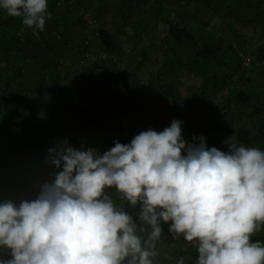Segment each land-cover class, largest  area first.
Wrapping results in <instances>:
<instances>
[{"label":"rangeland","instance_id":"374dc122","mask_svg":"<svg viewBox=\"0 0 264 264\" xmlns=\"http://www.w3.org/2000/svg\"><path fill=\"white\" fill-rule=\"evenodd\" d=\"M50 3L69 21L52 14L38 37L29 29L32 45L16 54L20 53L22 59H17L25 63L23 68L33 66V78L23 74L24 79L16 80L13 72L19 66H15L10 71L14 87L8 92L7 68L0 63V152L12 149L10 154L4 152L7 158L2 164L9 171L0 185L1 203L11 192L16 201L24 189L53 180L56 172L49 173L47 160L51 148H95L103 154L117 141L130 144L150 128L162 132L173 120L183 122L182 137L188 143H198L193 137H200V127L210 125L214 117L223 120L225 128L210 134L213 142L206 138L208 148L224 141L264 151L263 140L240 144L229 131L230 120L223 115L233 117L235 126L254 125L243 105L233 104L226 111V97L241 88L264 100V0H87L79 6L77 0H48V11ZM82 7L97 19L96 25L85 22ZM7 16L0 9V21ZM106 22L113 25L116 39V47L110 50L99 36ZM170 22L187 25L201 42L222 39L230 47L228 65L219 72L194 68L189 63L195 48L168 37ZM4 28L9 34L24 32L15 23ZM246 55L252 59L249 67L242 64ZM95 61L109 65L118 75L120 104L107 106L116 121L110 120L104 132L92 128L77 138L70 127L73 104H103L91 92L82 91L89 80L102 77L101 70L93 66ZM206 73L215 76L208 90L203 87ZM250 104L258 105L255 96ZM21 123L22 130L14 128ZM34 126H39L38 130ZM114 126L123 131L114 130ZM109 191L116 205L135 217L137 209L120 199L115 189ZM170 223H162L164 232L154 264H178L181 258L185 264H196L198 258H189L186 251H197V242H188L183 236L173 239ZM260 235H264V225L252 237ZM2 258H10V253L4 252Z\"/></svg>","mask_w":264,"mask_h":264},{"label":"clouds","instance_id":"9594fccd","mask_svg":"<svg viewBox=\"0 0 264 264\" xmlns=\"http://www.w3.org/2000/svg\"><path fill=\"white\" fill-rule=\"evenodd\" d=\"M0 9L37 37L52 18L48 0H0ZM182 123L103 154L49 149L61 169L53 180L33 200L0 203V264H154L168 222L173 239L197 242L196 264H264V243L251 239L264 225V151L208 148L203 136L188 143Z\"/></svg>","mask_w":264,"mask_h":264},{"label":"trees","instance_id":"16d2710c","mask_svg":"<svg viewBox=\"0 0 264 264\" xmlns=\"http://www.w3.org/2000/svg\"><path fill=\"white\" fill-rule=\"evenodd\" d=\"M87 0H77V5L79 6L81 3L86 2ZM53 4V3H52ZM56 6L52 7L51 3L49 6V11L51 13L54 12L55 17L61 18L59 13L56 11ZM63 22L65 19L61 18ZM9 23H15L17 28L21 31L23 28L24 32L15 31L13 34H9L4 27ZM112 24L109 22L104 23L99 30V36L102 45L106 49H112L116 47V39L115 35L112 31ZM168 37L176 40L179 43L191 44L195 48V52L192 55L190 63L194 68H200L205 70L206 68H213L215 71H220L224 69L228 65V53L229 48L227 47L225 42L222 39H217L213 42H201L195 33H193L187 25L179 24L176 22H170L168 26ZM32 45L30 40V33L28 27L24 26L22 23V19L19 17H10L7 16L3 21H0V63L5 64L7 68V79L5 81V89L8 92H12L14 87L13 79L10 76V71L15 67L11 62V57L14 52L23 51L26 47ZM177 65V62H175ZM178 64L179 61H178ZM93 66L99 70H101L102 77L99 80H89L82 89V91H89L94 96H96L97 100L102 102L103 104H98V102H83V103H74L71 107L70 112V127L74 132L75 137L79 138L80 136L86 134L90 129L94 128L100 131H105L110 125V120L114 123L116 121V117L111 115L108 110V105L112 107H116L120 104V95H119V83H118V75L113 71V69L109 65L102 64L99 61H95ZM16 75H20L21 71L16 69ZM215 76H211L208 73L204 76L203 87L205 90L210 89V85L212 84ZM15 78V77H14ZM255 96L257 99L258 105L252 107L250 104L252 97ZM85 101V100H84ZM235 105H243L246 109V112L251 115L255 122L254 125L245 126V125H232L233 117H230L228 113H224L225 119L230 120L229 131L233 133L235 139L244 145H250L255 141H264V100L260 99L257 94L249 93L244 89H237V91L232 92L230 96L226 97L225 100V108L226 111L230 110V107ZM203 112V111H202ZM217 113V112H215ZM203 117L205 118L204 113ZM222 115V116H223ZM211 124L200 127L201 136L208 138L210 140V134L217 130H223L225 128L224 121L216 120L214 117L211 119ZM21 126V127H20ZM23 124L21 125L15 124L14 128L22 130ZM39 126H34L33 129L38 130ZM29 129V128H27ZM32 129V130H33ZM116 131H123V128L114 126L113 128ZM213 142V140H212ZM207 144V143H206ZM211 147H216L221 151H228L229 145L224 141L222 143H216ZM61 169H57L54 165H51L49 168V173H55L60 171ZM40 186H31L22 192L23 196L26 197V200H33L37 197ZM12 191L13 188H11ZM11 195H6L5 200H12ZM254 241H261L264 243V235H260L259 237H252ZM167 240V238L163 239ZM169 241V240H168ZM189 254V258L197 259L198 252L194 249H188L186 251Z\"/></svg>","mask_w":264,"mask_h":264},{"label":"crops","instance_id":"0c3cea01","mask_svg":"<svg viewBox=\"0 0 264 264\" xmlns=\"http://www.w3.org/2000/svg\"><path fill=\"white\" fill-rule=\"evenodd\" d=\"M81 4H83V3H81ZM52 14H54V12L52 13ZM53 17L54 18H57V17H55V14L53 15ZM61 18L63 19H65V21H69V17L66 15V16H64V15H62L61 16ZM61 18H60V20H61ZM30 28H28V30H29ZM20 52V51H19ZM16 53H18V52H14L13 54H12V57H11V62H12V64L14 65V66H19L18 68H16V69H18L19 71H21V74L20 75H22V78H17V75H15L14 77H15V79L16 80H20V79H24V76L25 75H23V74H26V76H25V78L26 77H28V76H31L32 78H33V75L35 74L34 72H33V70H35L34 68H33V66L29 69V66H28V68H23V65L25 64L24 62H21L22 60H20L19 61V59H17V58H20V59H22V57H21V55H20V53L19 54H16ZM15 56V57H14ZM1 64H3V63H1ZM22 68H23V71H22ZM6 72H7V69H6ZM6 75V77H7V74L8 73H5ZM10 74V76H11V73H9ZM7 79V78H6ZM19 140H24V139H17L16 141H19ZM19 144V143H18ZM4 150H1L2 152H0V185H1V183L3 182V181H5L7 178H6V172H8L9 170H7L8 168H7V166H6V168L4 167V165L6 164V158H7V155L5 154V153H8V154H10L11 153V151L10 150H12V149H9V150H6L5 151V148H3ZM15 149V148H14ZM5 152V153H4ZM10 160V159H9ZM3 161L5 162V164H2L3 163ZM1 203V202H0Z\"/></svg>","mask_w":264,"mask_h":264},{"label":"built area","instance_id":"2783aa9c","mask_svg":"<svg viewBox=\"0 0 264 264\" xmlns=\"http://www.w3.org/2000/svg\"><path fill=\"white\" fill-rule=\"evenodd\" d=\"M81 14L83 15V18L87 24L93 25V26L96 25L97 19L93 17V15L89 13L84 7L81 8ZM242 60H243L242 64L244 67H249L252 64V59L250 55L244 56ZM23 200H26V197L22 195L17 198L15 203L18 205Z\"/></svg>","mask_w":264,"mask_h":264}]
</instances>
